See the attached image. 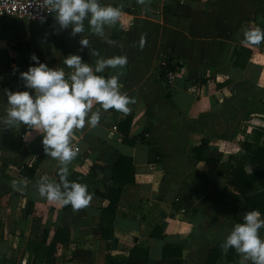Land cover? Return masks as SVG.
Instances as JSON below:
<instances>
[{
	"label": "crops",
	"instance_id": "crops-1",
	"mask_svg": "<svg viewBox=\"0 0 264 264\" xmlns=\"http://www.w3.org/2000/svg\"><path fill=\"white\" fill-rule=\"evenodd\" d=\"M98 3L124 5L117 25H106L103 36L91 33L87 19L85 31L72 36L71 25L61 29L55 13L43 23L0 16V118L7 115L4 90H28L19 73L35 64L32 54L49 68L63 69L66 79L70 70L63 60L69 55L93 66V50L104 58L126 55L124 69L105 72L122 71L121 92L135 99L126 130V114L95 104L99 125L92 128L86 117L85 127L74 130L78 155L67 178L93 194L78 211L39 197L41 176L60 182V164L44 153L42 136L0 122V264H117L132 246L146 251L143 264H159L164 244L175 250L165 261L211 264L209 247L221 245L253 210L228 170L238 160L249 174L255 165L245 147H264V42L242 43L245 29L264 30V0ZM83 38L90 47L81 50ZM164 56L179 64L166 84L158 78ZM119 156L129 158L113 173L121 182L111 178ZM107 186L120 188L110 229L105 222L102 227L107 199L96 193ZM252 186L245 194L264 192V181ZM258 233L264 240V227ZM214 252L213 264H240L234 249L216 246Z\"/></svg>",
	"mask_w": 264,
	"mask_h": 264
},
{
	"label": "clouds",
	"instance_id": "clouds-1",
	"mask_svg": "<svg viewBox=\"0 0 264 264\" xmlns=\"http://www.w3.org/2000/svg\"><path fill=\"white\" fill-rule=\"evenodd\" d=\"M50 12L55 13V20L61 29L72 27L71 35L85 31L84 21L88 20L89 29L96 36H103L105 26L114 27L120 20L124 5L112 6L98 3V0H43ZM138 5H147L150 0H136ZM40 22L45 16L37 9ZM109 45L119 46L111 39L105 41ZM146 40L142 36L139 46L142 48ZM264 42V30L259 27L245 29L242 43L259 45ZM81 50L90 47L87 38L80 40ZM97 57L94 66L84 63L79 55H69L64 65L70 70L66 79L63 69L49 68L41 63L35 54L30 59L35 62L27 71L19 73L24 82L25 91L5 89L7 97V115L0 118L6 128L27 126L42 136L44 153L58 160L60 183L47 182L41 176L37 182L39 197L61 207L70 205L74 211L87 207L93 194L87 186L77 182H69L68 165L77 157L78 149L72 146L71 137L74 130L83 129L87 123L96 128L101 120L99 105L107 112L113 109L127 114L129 105L135 99L121 92L120 76L122 71L110 76L98 75L106 70H121L128 64L126 55L108 58L101 56L97 50L92 51ZM13 70L18 69L13 66ZM89 113H91L89 117ZM15 184V182H14ZM61 185L64 191H61ZM264 227V219L258 210L246 212L242 223H236L220 245L224 252L234 249L241 257L240 264L251 261L252 264H264V240L258 230Z\"/></svg>",
	"mask_w": 264,
	"mask_h": 264
},
{
	"label": "trees",
	"instance_id": "trees-1",
	"mask_svg": "<svg viewBox=\"0 0 264 264\" xmlns=\"http://www.w3.org/2000/svg\"><path fill=\"white\" fill-rule=\"evenodd\" d=\"M178 65L179 64L176 62H171V58L169 56H164L163 60L160 62V65H159L160 68L158 72V78L161 81L166 82V74L169 71L175 70ZM98 75L107 77L108 73L104 72V73H99ZM263 107H264V103H263ZM129 120H130V114H126L121 119V121L125 123V130L128 127ZM148 127H149L148 124L144 125L142 131L138 133V136L140 135L142 136V134L147 131ZM203 140L204 141H200L201 142L200 147L203 146L206 142L205 139ZM243 145H246V144H243ZM245 148L247 149L248 152H250V162L255 165L254 170L250 172L249 174H245V172L242 169V161L233 160L234 163L233 165L230 166L228 171L233 176L238 192L242 195V198L245 201V203L248 204L253 210H258L260 213L263 214L264 213V192H257L255 194H245V193L253 189L252 183L254 181H259V182L264 181V147L259 146L255 149H251L249 148V146H246ZM128 161H129V158L124 157V156H119L114 161L112 165V175H111V178L114 181H118V182L122 181V178L116 179L113 173L116 171V168H119L121 166L120 163L127 162L128 164ZM28 171H32L31 167L28 168ZM126 179H131V177H127ZM53 183L59 184L60 182L58 180H55ZM61 189L63 192L64 188L62 185H61ZM119 191H120L119 186H107L105 190L102 192L96 191V193H98L100 196L107 199V203L102 210L103 212L102 227L107 225V227L110 229V219L115 209V203L117 201ZM254 197L256 199V202L253 201ZM104 222L106 225H104ZM64 230H65V235L62 238V240L67 239V231L66 229ZM55 234H58V231L55 230L54 235ZM54 235H53V238L56 239L57 235L55 236ZM216 246L219 247L220 243H217L215 247L214 246L209 247L207 256H206V260L208 261L207 263L213 264L214 258L217 255L216 252L213 253V251L216 249ZM217 251L219 252L218 249ZM167 253L175 254V250L170 248L169 245L164 244L162 251H161V258H160L161 262L159 264H180V259H171V260L165 261V256L167 255ZM145 260H146V251L144 249H141L140 247L132 246L129 249L128 254L122 260L118 261L117 264H143Z\"/></svg>",
	"mask_w": 264,
	"mask_h": 264
},
{
	"label": "built area",
	"instance_id": "built-area-1",
	"mask_svg": "<svg viewBox=\"0 0 264 264\" xmlns=\"http://www.w3.org/2000/svg\"><path fill=\"white\" fill-rule=\"evenodd\" d=\"M39 10L41 14L45 16L44 22H46L53 12L44 5L43 0H0V16H14L22 17L35 22H40L39 16L36 10ZM41 23V22H40ZM174 71H169L166 74V82L168 83ZM74 148H77L74 146Z\"/></svg>",
	"mask_w": 264,
	"mask_h": 264
}]
</instances>
